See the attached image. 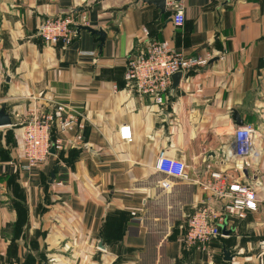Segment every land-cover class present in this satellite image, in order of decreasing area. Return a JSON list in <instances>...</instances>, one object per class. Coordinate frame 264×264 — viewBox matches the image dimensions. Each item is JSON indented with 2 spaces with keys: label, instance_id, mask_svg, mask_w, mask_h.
Wrapping results in <instances>:
<instances>
[{
  "label": "crops",
  "instance_id": "1",
  "mask_svg": "<svg viewBox=\"0 0 264 264\" xmlns=\"http://www.w3.org/2000/svg\"><path fill=\"white\" fill-rule=\"evenodd\" d=\"M178 7L181 28L173 25ZM70 14L106 32L102 50L86 31L69 47L38 35L44 20ZM144 29L187 58L209 61L185 73L162 104L125 80ZM262 103L264 0H167L164 14L142 0H0V108L13 122L0 127V264H264L259 213L229 219L205 250L181 242L208 199L195 181L210 170L251 185L264 201V138L253 161L238 154L235 137L243 125L263 130ZM59 104L79 112L84 129L54 130L64 148L23 169L31 114ZM124 126L131 142L120 138ZM162 156L184 162L190 179L159 172Z\"/></svg>",
  "mask_w": 264,
  "mask_h": 264
},
{
  "label": "built area",
  "instance_id": "2",
  "mask_svg": "<svg viewBox=\"0 0 264 264\" xmlns=\"http://www.w3.org/2000/svg\"><path fill=\"white\" fill-rule=\"evenodd\" d=\"M185 22L184 10L178 7L173 15V25L181 28ZM86 23V17L75 14L51 17L41 23L38 35L48 44L69 47L77 35L76 27L85 26ZM143 32L146 37L144 48L129 61L125 80L138 94L154 97L162 104L168 98L172 78L176 73L182 72L184 75L193 69L207 66L209 61L187 58L176 52L169 41L149 38L147 29ZM80 116L79 112L65 104L57 105L51 112L32 113L30 121L24 127L21 144V154L25 160L23 169L31 170L44 163L51 155L52 148L56 152L61 151L65 141L61 138L52 140L53 126L60 133H67L76 127L82 130L85 126L80 121ZM119 133L122 141H132L129 126L121 127ZM260 136L264 138V128L260 131L251 124L238 127L235 131L240 145L238 154L257 161L260 156ZM82 139V136L77 137L78 142ZM157 170L169 177L190 179L187 165L174 158L160 157ZM195 183L208 194V199L190 216L183 230L181 242L187 248L205 250L210 242L223 236L222 226L231 218L245 219L248 213L253 212L259 213L264 223V201L258 198L251 185L232 180L228 174L217 170H210L205 181ZM162 185L166 187L167 183Z\"/></svg>",
  "mask_w": 264,
  "mask_h": 264
},
{
  "label": "water",
  "instance_id": "3",
  "mask_svg": "<svg viewBox=\"0 0 264 264\" xmlns=\"http://www.w3.org/2000/svg\"><path fill=\"white\" fill-rule=\"evenodd\" d=\"M142 1L150 5L151 4L155 5L161 11L162 14H164L167 10V0H142ZM174 1L180 2L181 0H174ZM81 10L82 9H76L74 13H78ZM76 28H77L78 35H80L82 31H86L92 35L98 36V41L100 42L99 47L102 50L103 46L105 45L106 37H107L105 31H103L102 29H93L91 27L83 26V25H79ZM182 78H183L182 72L176 73L173 76L172 86H171L170 93H169L170 96H173L175 94V92L177 91L178 87L181 84ZM234 118L237 121L238 125L244 124L240 116L238 115V113H235ZM12 125H13V122H12L10 115L6 112V107L5 106L1 107L0 108V127H10ZM54 181H55V172H52L49 184H54ZM222 232L223 234H226V225L222 226ZM98 247L100 249H106V246H104L103 241H100L98 243ZM224 257L228 261L232 259L231 251L229 249H226V248L224 249Z\"/></svg>",
  "mask_w": 264,
  "mask_h": 264
},
{
  "label": "rangeland",
  "instance_id": "4",
  "mask_svg": "<svg viewBox=\"0 0 264 264\" xmlns=\"http://www.w3.org/2000/svg\"><path fill=\"white\" fill-rule=\"evenodd\" d=\"M262 105H263V106H260V107H262V108H258V110H259L260 112H259V114H257V115H258V116H257V121L260 120V119H262V116L264 115V103H262ZM50 154H51V155L55 154V149H54V148H52V149L50 150Z\"/></svg>",
  "mask_w": 264,
  "mask_h": 264
},
{
  "label": "trees",
  "instance_id": "5",
  "mask_svg": "<svg viewBox=\"0 0 264 264\" xmlns=\"http://www.w3.org/2000/svg\"><path fill=\"white\" fill-rule=\"evenodd\" d=\"M54 130H56L55 126H53V131H52V140H53V141H55V137H54V135H53Z\"/></svg>",
  "mask_w": 264,
  "mask_h": 264
}]
</instances>
